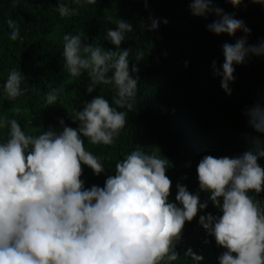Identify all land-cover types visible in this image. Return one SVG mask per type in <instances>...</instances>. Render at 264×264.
Listing matches in <instances>:
<instances>
[{
    "label": "clouds",
    "instance_id": "obj_1",
    "mask_svg": "<svg viewBox=\"0 0 264 264\" xmlns=\"http://www.w3.org/2000/svg\"><path fill=\"white\" fill-rule=\"evenodd\" d=\"M97 2L73 0L77 7H72L57 0L55 8L65 18L78 15L79 6ZM144 2L147 7L148 0ZM227 2L238 7L244 0ZM248 2L264 4V0ZM189 10L195 17H217L206 25L211 33L244 34L234 44L222 45L220 67L215 60L211 65L213 75L221 78V88L231 95L235 65L264 57V38L249 43L251 28L219 7L217 0H189ZM149 20L142 29L155 31L161 22L169 23L151 15ZM7 25L9 38L16 41L19 25L11 18ZM133 31V24L122 18L106 30L115 50L85 43L80 34L63 36V68L77 79L87 74L88 94L100 84H112L116 107L104 96H93L70 115L77 127L61 118L59 131L49 126L36 136L26 135L16 119L0 121L6 129V138L0 140V264H173L180 256L177 247L185 223L206 210L209 201L219 214L205 211L198 223L224 249L218 264H264V207L256 198L264 192V166L259 163L264 146L259 137H253V147L241 154L203 156L196 168L199 190L193 193L178 182L174 202L169 199L172 180L166 175L169 160L141 147L117 161L103 187H85L82 166L97 176L106 169L102 157L85 149L84 138L93 145H112L136 102L140 69L136 63L130 66L133 49L121 48ZM188 63L184 62L185 68ZM26 80L20 69L9 71L3 84L9 100L24 95L27 89L21 83ZM63 91V85L51 88L46 104H56ZM124 108L127 111L118 110ZM244 115L255 132L264 133V100L247 106ZM201 192L208 193L207 199L201 201ZM184 255L196 264L204 260L191 247Z\"/></svg>",
    "mask_w": 264,
    "mask_h": 264
},
{
    "label": "trees",
    "instance_id": "obj_2",
    "mask_svg": "<svg viewBox=\"0 0 264 264\" xmlns=\"http://www.w3.org/2000/svg\"><path fill=\"white\" fill-rule=\"evenodd\" d=\"M56 3L57 0H19V3L0 0V121L16 119L26 135L36 136L49 126L59 131L61 118L69 126L77 127L70 115L93 96H104L116 107L113 103L116 89L112 84H100L88 94L87 74L77 79L63 68V36L80 34L85 43L115 50V45L107 40L106 30L115 28L121 18L131 22L134 31L127 34L121 48L133 49L129 60L130 66L136 63L140 69L139 92L133 111L128 113V123L112 145H93L84 138L85 149L102 157L106 169L97 176L82 166L85 187L93 184L103 187L107 175L115 172L117 161L141 147L169 160L166 175L172 180L169 199L174 202L178 182L193 193L199 190L196 168L203 156L241 154L253 147V137H259L264 146V133L255 132L244 115L247 106L264 100V57H251L246 63L235 65L231 95L221 88V78L213 75L211 67L213 60L217 67L222 65V45L234 44L244 35L241 31L234 36L209 32L206 25L217 17L193 16L189 0H148L147 7L144 0H98L95 5L79 6L78 15L65 18L56 11ZM65 3L77 7L73 0ZM217 3L251 28L249 43L264 38V4L248 0L238 7L227 0ZM150 15L166 18L169 23L161 22L155 31L142 29V23L150 24ZM10 18L20 28L16 41L9 38ZM185 61L189 62L187 68ZM11 69H20L27 78L21 83V88L27 91L15 100H9L3 88ZM111 75L109 72L108 76ZM60 85L64 91L56 104L48 106L47 92ZM5 138L6 129L0 127V140ZM259 163L264 166V158ZM207 196L208 193L201 192V201ZM256 198L264 207V192ZM205 211L219 214L209 201L206 210L185 223L183 240L177 247L180 256L173 264H196L184 255L189 247L204 256L200 264H218L217 257L224 249L198 223L199 215Z\"/></svg>",
    "mask_w": 264,
    "mask_h": 264
}]
</instances>
